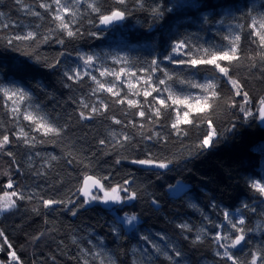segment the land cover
<instances>
[{
  "label": "trees",
  "instance_id": "1",
  "mask_svg": "<svg viewBox=\"0 0 264 264\" xmlns=\"http://www.w3.org/2000/svg\"><path fill=\"white\" fill-rule=\"evenodd\" d=\"M40 2L23 0L22 7L16 0H0V13H3L0 15V88L8 85L25 89L48 119L65 130L59 137H43L31 132L27 127L29 121L21 119L19 124L36 137V142L30 147L17 141L12 136L18 131V125L10 113L11 102L0 93V134H8L13 141L0 151V193L11 190L4 188L11 177L25 196H33L32 200L18 201L17 208L1 213L0 231L4 236H0V244H4L6 237L12 249L18 247L24 254L23 264H83V249L113 254L116 264H134L142 258L144 264H150L149 254L154 264H224L215 255L218 250L223 251L215 236L217 233L234 236L235 230L228 220L238 224L243 218L247 243L231 251L239 260L250 261L253 253L264 250V196L251 187L256 181L264 183V125L258 115L249 117L240 111L243 106L255 112L260 107L258 100L264 98V61L259 56L264 49L259 46L258 38L250 36L249 28L253 18L258 20L264 14H258L264 7H256L264 5V0H185L183 3L181 0H126L125 5L117 4L116 0H100L105 12L115 7L126 10L127 18L110 28L99 24L96 14L88 8L89 0H84L74 25L80 34L73 38L56 28L51 17L38 7ZM28 7L40 12L41 17L28 14ZM154 9H159L160 14H154ZM5 24L7 28L3 27ZM29 31L38 33L36 40L7 43L15 35ZM235 35L241 39L235 41L232 38ZM44 36L48 37L47 42L43 41ZM61 39L63 44L57 42ZM179 41L187 42L196 58L204 55L202 51L197 53V49H208L210 55L213 51L228 50L235 41L240 60L219 63L230 66V75L248 93L250 102L245 104L243 96H235L232 85L220 78L212 65L193 68L165 59L166 56L172 60L190 58L185 55L189 49L173 51ZM111 47L124 50L130 67L139 73L144 74L138 71L140 68L154 67L153 60L159 63L163 71H156L152 76L156 82L166 79V85L160 86L162 91L153 92V96L166 98L169 92L198 91L200 88L194 85L210 76L219 85L215 89L219 97L209 100L212 107L204 113L191 112L189 118L193 124L180 125L181 134L177 135L171 124L179 107L172 105L171 100L167 101L170 107L161 106V115L150 121L146 105V116L141 118L136 115L137 108H129L126 102L115 103L132 96L144 104L142 94L125 91L117 97L102 91L92 95L97 85L89 76L72 80L65 76V72L72 75L75 69L101 79L97 71L99 59L88 67L84 64L83 52L94 57L96 51ZM108 63L115 64L109 60ZM50 64L55 67H49ZM164 71L172 79L168 80ZM164 87L169 90L163 91ZM153 96L147 98L149 103ZM82 101L98 107L99 101H104L109 108L102 115L83 120L79 113H90L82 107ZM112 117L123 124H115ZM208 120L220 136L213 148L201 150L200 140L210 130ZM232 125L235 129L227 131ZM156 133L163 139L156 137ZM123 134L133 139L120 146L116 140ZM148 135L153 139L147 140ZM40 140L45 142L39 143ZM101 140L105 144H100ZM7 152L13 155L8 156ZM149 154L153 159H174L178 163L169 169L132 163L149 158ZM52 156L57 159L52 160ZM69 160L73 162L69 164ZM86 176H97L106 189L130 180L131 184L125 186L129 192L137 193V199L115 203L111 208L103 202L81 207L85 197L79 189ZM178 182H186L189 187L181 194H172L170 186ZM41 197L64 203L44 208ZM153 200L158 201V206ZM245 204L256 211L245 209ZM72 211L77 214L73 216ZM224 212L229 213L227 218ZM122 215H136L140 221L128 224ZM43 216L46 224L40 233L26 231L35 219ZM181 224H188L192 231L181 229ZM113 227L118 231L114 233ZM145 235L172 255L173 261L157 254L142 239ZM197 235L202 236L201 241H196ZM12 249L4 244L0 260H7V253ZM177 249L181 257L174 255ZM261 257L264 258V251Z\"/></svg>",
  "mask_w": 264,
  "mask_h": 264
},
{
  "label": "snow or ice",
  "instance_id": "2",
  "mask_svg": "<svg viewBox=\"0 0 264 264\" xmlns=\"http://www.w3.org/2000/svg\"><path fill=\"white\" fill-rule=\"evenodd\" d=\"M84 2V0H41V2L38 4V7L41 9H44L45 14L49 15L51 19L56 23V28L60 30V32L63 35H66L68 38H73L78 36L79 29L74 28V25L76 23V17L80 15L79 13V6ZM16 3L18 5H23V0H16ZM116 3L119 5H125L126 0H116ZM264 7V5H262ZM88 8L91 13H95L98 22L101 25L104 26H110L117 22L123 21L126 18V10H122L119 7L112 8L108 10L107 12L102 10V7L100 5V0H89L88 2ZM154 14H160L159 9H154ZM28 14L35 16V17H41V13L38 11H35L31 9L30 7L27 8ZM0 15H3V13H0ZM251 15V14H249ZM71 17L72 19H68ZM91 22V21H90ZM3 27L7 28L8 25L5 24ZM249 28L251 29L250 36L258 38V43L261 49H264V14L261 15L259 20L256 18L252 19V22L249 25ZM92 35H95V33H92ZM38 36V33L29 31L25 35H15L12 39H9L7 43L9 45H12L14 41H28V40H36ZM44 42H47L48 37L44 36L42 37ZM241 37L237 35L235 37V41H239ZM235 41H233V46L228 50H218L213 51L209 55L208 49H197V53L203 52L204 55L200 58H196L193 55V52L191 51V48L189 44L185 41H179L176 43L175 47L173 48L174 52H179L181 49H189L187 52H185V55H188L190 58L188 60H172V57L166 56L165 59H169L172 61V63L176 64H187L193 68H198L200 65H212L214 67V70L218 73L219 77L222 79H225L226 82L230 83L232 85V88L234 90L235 96H243L244 97V103L248 104L249 97L248 93L246 91L242 90V86L239 84V82L230 75V66H222L220 61H227L229 64L233 61L240 60V55H238V49L235 45ZM58 43L63 44L64 41L58 40ZM254 43L257 41L254 40ZM260 59L264 61V52L259 53ZM251 58V57H250ZM95 59L93 56H86L83 57L84 64L88 67H91ZM254 59V58H252ZM120 61H117L119 63ZM56 63H59L57 60ZM152 64L154 67L152 68H140L138 71L147 73V78L145 80V84L147 87L143 90L142 93L137 92L136 95H143L145 98L144 104H141L139 100L136 99H128L127 96L124 98L118 99L115 101L117 104H125L127 103L129 108H137L138 111L136 112V115H138L141 118H144L146 116L145 111V105L148 108L147 117L151 121L154 117H159L161 115V106L163 108H168L170 105L167 103L168 100H171L172 105H179L183 106V111H181L180 108L176 109V118L175 122L171 124V128L176 129L177 135L181 134L180 125H191L193 124V120L190 119V111L192 109H195L197 113H204L206 109H210L212 105L209 103V100L212 98H218L219 93L215 91V89L219 86L217 83H214L212 80H209L203 85H194L195 87L202 88L204 90V97L201 98H194L190 94L185 95L183 98L175 97L173 98V95L171 92H169L168 97L162 98L161 96H153V92L160 93L162 91L160 86L166 85V79H158L156 83H152V75L156 71H163L159 68V63L156 60L152 61ZM49 67H55L54 64L48 65ZM99 71V74L101 77L105 76H114L115 81H119L122 74H124L126 71L129 73L130 76L135 77L136 71L133 70H126L125 68L121 67L118 72L115 70H110L108 68L103 69H97ZM65 76L69 80L72 79H82L83 76H89L90 79L97 85L96 88L93 89L92 95H96L97 93H100L102 91H106L109 94H112L113 96H120V91H114L116 88V83L113 82L110 85H106L105 83H102L100 80L97 79L95 75H92L90 72L85 71L81 73L78 70L73 69L72 75H69L68 72H65ZM164 76L170 80L172 77L168 75L166 71H164ZM138 79H144V77H139ZM181 83H184V81H181ZM128 89L131 90L134 85L132 83H128L127 85ZM168 87H164L163 91H168ZM0 93L3 94V97L11 102L12 107L10 108V113L13 117V119L17 122L18 125V131L12 133V136L15 137L17 141L22 142L25 145H28L30 147L35 146L36 137L31 135V132L39 133L43 137H59L64 132V127L57 126L54 122L50 121L45 113H43L40 110L39 104H33L32 103V95L31 93L25 91L23 88H0ZM149 96H153L152 102L149 103L147 101V98ZM190 99H194L195 103H189ZM258 103L260 107L255 110V112L248 108L241 106L240 111L245 114V116H254L258 115L261 121H264V98H260L258 100ZM231 105L233 107L236 106L235 101L231 102ZM24 106V110L21 111V107ZM82 107L84 109H88L90 114H86L84 111H81L79 113V116L83 120L92 119L93 115L100 114L102 115L103 112L107 111L109 108V105L105 103L104 101H99V107L95 104L90 105L89 103L82 101ZM23 119L24 121H29V125L27 127L30 128V131H25V126L20 125L19 121ZM112 120L115 124L121 125L123 124V121L116 119L115 117H112ZM132 123L133 126H135L134 122ZM208 128L210 129L200 140V143L198 145L199 149L205 150V149H211L215 146V144L219 140L220 134L216 131L215 126H213V123L211 120H208L207 122ZM127 126V125H125ZM140 127H143L141 125ZM235 129V125H232L231 128H229L227 131L231 132ZM186 135V133H184ZM113 137L116 136V133H112ZM156 137L163 139L160 137L159 133H156ZM133 138L130 137L127 134H123L119 139L116 140V143L120 146H123L122 142H130ZM147 140H152L153 136L148 135L146 137ZM13 141L10 139V136L6 133L0 134V151L4 150L5 147L9 144H11ZM44 140H40L39 143H44ZM100 144H105L104 140L100 141ZM8 156H12V152H7ZM39 155V153H37ZM52 160H56V156L51 157ZM73 161L69 160L68 163L71 164ZM119 163V161H117ZM132 163L147 166V167H156L160 169H169L170 165L178 163V161L174 159H153L151 158V154H149V158L145 159H137L133 160ZM41 173H37V175H40ZM104 179H107L105 177ZM91 181V183H89ZM131 184L130 180H125L123 184L117 185L115 187L105 188V185L101 182V180L96 179L92 176H86L81 188L79 191L81 194L85 197V200L80 205L83 207L86 204H91L92 202H103L104 204H109V202L117 203V204H124L128 201H132L137 199V193L132 191L129 192V188L125 185ZM252 189H254L256 192L260 194V196H264V183H261L260 181L253 182L251 185ZM4 188L11 189V191H3L2 195H0V212H7L14 208L18 207V201L23 200H32L33 196H25L23 190L19 188V185L9 177L7 183L4 185ZM93 189H96L98 192H103V196H99L97 194H93ZM183 191V187L181 186L180 189L177 190V194ZM120 192L128 193V195L122 197L119 195ZM42 204L44 208H50L54 205L63 204V200H56V199H44L41 197ZM154 205L158 206V201L153 200L152 201ZM192 207H195V205H191ZM245 209H249L252 212H255V208H249V205L245 204L243 205ZM33 211H37L36 209H33ZM77 213L76 211H72V215L75 216ZM223 215L225 218L229 216L228 212H224ZM137 220L136 215H131L127 217V223L132 224L133 221ZM228 223L231 225V228L235 230V235H221L219 233L216 234L215 240L219 244V248L223 249V251H217L215 255L217 257H220V259L224 262V264H228L230 261L231 264H258V261H260V264H264V258L261 257V251L264 250H258L256 253L252 254L250 261H241L237 258V256L231 251L232 249L237 248L238 246H242L243 244L247 243L246 240V229L242 227V225L245 224V220L241 218L239 220V223L233 222L231 219L228 220ZM181 229L187 230L189 232L192 231L191 227L188 224H181L179 225ZM223 227V225H221ZM112 231L115 233L118 230L113 227ZM201 232H205V229H201ZM43 235V234H41ZM0 236H4L3 232L0 231ZM118 238V237H117ZM39 239V237H37ZM142 239L149 244H151L152 248L155 249V252L159 255L164 256L168 261H173V256L169 255L167 251L163 250L158 244L153 243L149 236L145 235L142 237ZM196 241H201L202 236L197 235ZM221 240L229 241V243H219ZM75 243V240H73ZM91 243V241H89ZM4 244L7 245L8 249H12V245L7 242V238L4 237ZM4 244H0V251L3 250ZM84 259L83 264H95V262L98 261V264H116V259L113 254H109L107 252H92L91 249H83ZM133 251H136L134 249ZM174 255L176 257H181L182 253L180 250H174ZM91 257V259H88V257ZM8 258V264H23V261L21 260L20 256L17 255V252L15 250H11L7 253ZM149 259L150 264H154V261H151L150 254L147 257ZM0 264H5L4 260H0ZM134 264H144V258H142L139 261L134 262ZM173 264H179V262H173Z\"/></svg>",
  "mask_w": 264,
  "mask_h": 264
},
{
  "label": "rangeland",
  "instance_id": "3",
  "mask_svg": "<svg viewBox=\"0 0 264 264\" xmlns=\"http://www.w3.org/2000/svg\"><path fill=\"white\" fill-rule=\"evenodd\" d=\"M185 0H181L180 3H183ZM260 2V1H259ZM256 3V4H259ZM259 6H262L261 4L257 5L256 7H259ZM262 14L264 13V8L262 9H259V12L258 14ZM258 18V16H257ZM259 20V18H258ZM236 36V35H235ZM233 39H235V37L233 36L232 37ZM233 46V45H232ZM230 49V48H229ZM84 56L86 57L87 54L85 52H83ZM95 58L99 59L98 60V69H103V68H108L110 70H115L116 72L119 71V69L121 67L125 68L126 70L130 69V70H133L135 71L134 69H132V67H130L129 63L127 62V56H126V52L124 50H118V49H114L111 47V49L109 50H105V51H96L95 52V55H94ZM108 60L112 62H115V64H110L108 63ZM117 61H120L119 63H117ZM147 75L146 73L142 74V73H139L136 71V76L135 77H132L129 75V73L126 71L124 74L121 75L120 77V80L119 81H115V77L114 76H105V77H101V79L99 78L100 81H104V83L106 85H110L112 84L113 82L116 83V88L114 89V91H120V93H124L125 91H128V92H139V91H143L147 85L145 84V80L147 78ZM139 77H144V79H138ZM155 78L154 76H152V83H156L155 81ZM209 80H212L214 82V78L213 77H206L204 78L200 83L199 85H203L205 84L206 82H208ZM132 83L134 85V87L129 90L127 85L128 83ZM4 87H7V88H21V87H12V86H8V85H5L1 88H4ZM134 94V93H133ZM191 95L192 97L194 98H201L203 99L205 93H204V90L200 88V90L198 91H195V90H191L190 92H185V91H182V92H179V91H175L174 93H172L173 95V98L175 97H180V98H183L185 95ZM161 96V95H159ZM162 97V96H161ZM130 99H134L132 98V96L129 97ZM163 98V97H162ZM33 103V102H32ZM189 103H195L194 99H190L189 100ZM35 104V103H33ZM178 107L181 109V111H183V106H179ZM23 110H24V106L21 107ZM195 111V109H192L190 111L193 112ZM261 182V181H260ZM262 183V182H261ZM181 186L183 187V190L186 189L187 187H189V184L186 183V182H178L177 184H172L170 186V192L172 194H177V190L181 188ZM8 191H11V190H8ZM182 191H180L178 194H181ZM93 194H97L99 196H103L104 193L103 192H98L97 190L96 191H93ZM0 195H2V193H0ZM119 195H121L119 193ZM97 202H100V201H97ZM97 202H92V203H97ZM2 212H0V215H1ZM123 218V220H126L127 221V216H121ZM140 219L139 217H137V220L136 221H133L134 224H136L137 222H139ZM45 224H46V221H45V216L43 217H40V218H37L33 221V223H31L28 227H27V232H30L32 234L34 233H40V231H42L45 227ZM12 250H15L17 252V255L20 256V258H24V254H22L21 250L18 248V247H14ZM1 260H4L5 261V264H8V259H1Z\"/></svg>",
  "mask_w": 264,
  "mask_h": 264
},
{
  "label": "water",
  "instance_id": "4",
  "mask_svg": "<svg viewBox=\"0 0 264 264\" xmlns=\"http://www.w3.org/2000/svg\"><path fill=\"white\" fill-rule=\"evenodd\" d=\"M126 18H127V14H126ZM126 18H125V19H126ZM125 19H124V20H125ZM124 20H123V21H124ZM123 21H120V22H123ZM120 22H117V23L120 24ZM117 23H115V24H117ZM111 26H113V25H110V26H104V25H102V27H104V28H110ZM262 123H263V125H264V121H262ZM154 168H156V167H154ZM157 169H160V168H157ZM92 177H94V178L100 180V178H98L97 176H92ZM101 182H102V181H101ZM89 183H91V181H89ZM94 190H96V189H93L92 191H94ZM103 205H104L105 207H110V208H111L112 206L115 205V203L109 202V204L106 205V204L103 203Z\"/></svg>",
  "mask_w": 264,
  "mask_h": 264
},
{
  "label": "bare ground",
  "instance_id": "5",
  "mask_svg": "<svg viewBox=\"0 0 264 264\" xmlns=\"http://www.w3.org/2000/svg\"><path fill=\"white\" fill-rule=\"evenodd\" d=\"M94 191H96V190H94Z\"/></svg>",
  "mask_w": 264,
  "mask_h": 264
}]
</instances>
